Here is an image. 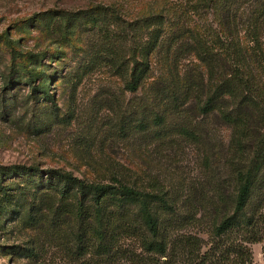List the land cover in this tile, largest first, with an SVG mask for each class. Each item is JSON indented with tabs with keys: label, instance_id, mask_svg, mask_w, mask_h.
<instances>
[{
	"label": "rangeland",
	"instance_id": "374dc122",
	"mask_svg": "<svg viewBox=\"0 0 264 264\" xmlns=\"http://www.w3.org/2000/svg\"><path fill=\"white\" fill-rule=\"evenodd\" d=\"M20 164L162 194L163 253L141 248L134 206L104 198L106 251L85 219L78 254L74 197ZM0 174V264H264V0H0Z\"/></svg>",
	"mask_w": 264,
	"mask_h": 264
},
{
	"label": "trees",
	"instance_id": "16d2710c",
	"mask_svg": "<svg viewBox=\"0 0 264 264\" xmlns=\"http://www.w3.org/2000/svg\"><path fill=\"white\" fill-rule=\"evenodd\" d=\"M251 42L259 49L260 41L258 35L252 34ZM139 80V74H133L132 80L127 83L128 87L134 89ZM43 98L53 104V99L46 90H41ZM203 110L209 109V105L204 103ZM250 108V107H249ZM248 106L244 105L242 122L250 123L251 111ZM223 116L228 120L233 116H228L226 112ZM159 121V118H157ZM185 135L194 138L195 135L188 130H181ZM19 173H28L29 175H44L40 187L50 188L60 197H68L72 195L75 201V230L73 231V246L78 254L85 251V245L82 244V222L85 219L92 221V233L96 239V251L102 253L106 251L105 234L106 221L104 220V204L103 199L106 198L108 204L121 208L125 205H132L135 208V213L138 220L144 227L146 235H140V245L145 251H153L163 253L164 245L161 240L155 239L157 233V218L151 211L150 204L157 202L164 210H172L171 204L160 193H154L138 189L130 184L120 181L117 178H111L107 181H94L74 175L68 170L58 168H39L33 165L17 166ZM42 174V175H41ZM1 175V174H0ZM236 189L233 199V214L227 215L220 219L214 226L213 231L220 234L234 224V214L240 212L248 198L251 185L250 170H238L236 172ZM24 223L27 225L35 224L37 216L31 212L30 208L26 209L24 214Z\"/></svg>",
	"mask_w": 264,
	"mask_h": 264
}]
</instances>
